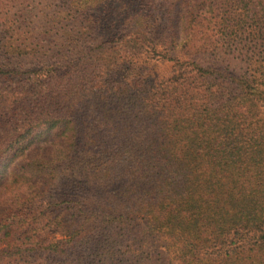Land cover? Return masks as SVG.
Listing matches in <instances>:
<instances>
[{
    "label": "trees",
    "instance_id": "trees-1",
    "mask_svg": "<svg viewBox=\"0 0 264 264\" xmlns=\"http://www.w3.org/2000/svg\"><path fill=\"white\" fill-rule=\"evenodd\" d=\"M54 1L0 0V264H264V0Z\"/></svg>",
    "mask_w": 264,
    "mask_h": 264
},
{
    "label": "rangeland",
    "instance_id": "rangeland-1",
    "mask_svg": "<svg viewBox=\"0 0 264 264\" xmlns=\"http://www.w3.org/2000/svg\"><path fill=\"white\" fill-rule=\"evenodd\" d=\"M64 1L65 0H55L54 6H62ZM168 71H169V68L167 65H159V71H158L159 76L166 75L168 73ZM139 225L142 226L143 223L139 222ZM141 228L143 229V227H141ZM48 236L52 237L51 234H49ZM148 243L149 244L146 245V248L144 251L149 257V260H150L149 264H169L167 259H166L167 255H166L165 251L164 250H158V248H157L158 241L155 242L154 244L151 243L150 241Z\"/></svg>",
    "mask_w": 264,
    "mask_h": 264
}]
</instances>
